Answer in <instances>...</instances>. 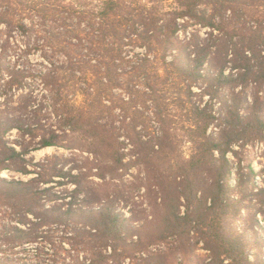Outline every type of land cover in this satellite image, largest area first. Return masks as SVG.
I'll use <instances>...</instances> for the list:
<instances>
[{"label": "trees", "instance_id": "obj_1", "mask_svg": "<svg viewBox=\"0 0 264 264\" xmlns=\"http://www.w3.org/2000/svg\"><path fill=\"white\" fill-rule=\"evenodd\" d=\"M89 1L0 0V264H169L174 249L186 264H264L248 248L252 240L226 228L246 196L264 194V0H174L167 11V0ZM190 26L208 35L183 40ZM39 45L53 53H45L43 69L11 54ZM129 45L145 53L129 54ZM35 78L42 97L29 83ZM137 78L140 89L126 85ZM143 106L155 130L151 120L137 130ZM45 109L56 118L50 129ZM104 116L112 127L102 132ZM181 123L189 158L178 154ZM82 134L95 159L79 167L58 154L27 158L48 147L78 148ZM253 153L263 159L260 169ZM128 154L137 161H126ZM130 163L145 170L138 199L95 187L93 175L106 181ZM6 170L35 176L9 178ZM70 184L75 189L58 187ZM122 202L146 212L143 223ZM170 238L176 244L160 248ZM200 243L202 263L194 256Z\"/></svg>", "mask_w": 264, "mask_h": 264}, {"label": "rangeland", "instance_id": "obj_2", "mask_svg": "<svg viewBox=\"0 0 264 264\" xmlns=\"http://www.w3.org/2000/svg\"><path fill=\"white\" fill-rule=\"evenodd\" d=\"M74 3H76L77 5H79L80 7H82L83 5H88L90 3L89 0H70ZM142 3H146L145 1H140L137 2V5L139 6ZM174 0H167L161 3V8L164 9L165 11L171 9L172 7H174ZM147 10H149V8H146ZM192 25V24H191ZM142 27V25H141ZM207 29L204 28H200V27H196V26H190L189 28H187L186 32L181 31V38L187 39L186 35H189V37L191 36V34L194 33H200L203 37H206L208 34L206 32ZM18 39V38H17ZM18 44L20 43V45L22 44L19 40V42H17ZM22 48V46H20ZM24 48V47H23ZM32 51L28 52V53H24L23 51L21 52L20 49H16L15 52H11V54L13 56H15L16 60H20L24 59L26 61H30V64L32 67H35L37 69H43V64L44 62H46L47 60H45V53L49 51L50 56H53V53L50 50L49 46H43V45H39V46H34L33 48H31ZM127 52L129 54H134L137 53V56L139 55H143L145 53V48L144 47H139V46H134V45H129L127 48ZM62 53H58V56H61ZM57 57V54H56ZM128 78V75L126 76ZM70 86L74 85L75 83H73V81H69ZM29 83L31 85V87L34 89V91L36 92V94H38L39 97H42V84L40 83V80H38V78L35 79H30ZM127 84H131L133 85L136 89H140L141 88V84L139 82V79L137 78V83L136 81L132 82L130 81V79L126 80V85ZM131 86V88L133 87ZM78 88V87H77ZM116 90L118 91L119 94L124 95V96H128L130 90H128V88L123 87V88H116ZM196 91H200V89L198 87H195ZM78 94V93H77ZM1 99V98H0ZM4 98H2L3 101ZM210 99L209 95L205 96V101H208ZM78 105H83L84 101H85V97L83 94L79 93L74 100ZM217 101V100H216ZM221 105L220 102H217L216 105V109L219 108V106ZM87 106V105H86ZM143 112H145V114H137V130L142 131L144 125L149 124L148 121H150V125H151V129L155 130L156 125V120L155 117L152 115L151 111H149V108H146L143 106ZM44 115L45 117L43 119H45V124L47 125V128H49L52 125H56V118L54 116V114L48 109H45L44 111ZM149 112V113H148ZM180 113V111H178ZM99 114V113H96ZM181 114V113H180ZM112 118V117H111ZM111 118H108L107 116H104L103 118H101L100 121V125H102V127L99 129L100 131L104 132L106 129H111L112 127V123L111 121L109 122V119L111 120ZM119 123L116 122L115 126H118ZM148 125L147 127L149 128ZM154 126V127H152ZM119 127V126H118ZM178 130H177V135L179 140L183 141L179 147V151L178 154L181 155V157L183 158H189V156L192 154V145L186 141L185 138V129L182 127V123L177 125ZM50 129V128H49ZM94 128H87L88 131L93 130ZM17 131L15 130L14 133H16ZM117 132V130H116ZM14 137V136H12ZM78 139H77V143L81 144L82 146H77L78 148L75 149H67L64 147H48L45 149H41V150H36L33 151L30 155L27 156L28 159H32L34 162H45V160H47L48 158L52 157L54 154H58V155H63L66 156V160H67V164L68 167L70 166H74V167H79L80 165H83L85 163V161L87 159L90 160H94L95 157L94 155L87 149V143L85 142V135L82 134L81 135H77ZM122 139H124V137H122ZM36 141H39V139H37ZM128 147H131V145H128ZM128 151V149H126ZM138 156V154H137ZM138 159V158H137ZM133 160L134 162L137 161L136 158L134 156H132V154H128L126 157V161H130ZM263 159L259 156L258 153H253V157L251 158V161L253 163V165H255V167L257 169L261 168V163L259 161H262ZM160 162L162 165V168L164 170H167L168 172H170V164H167L164 162V159L160 158ZM131 164V163H130ZM30 169H37L36 166L32 165L30 166ZM125 170L121 169L119 170V172H117L116 174H108L107 175V179L106 181H104L103 179H101L98 175H93L91 177V179H93L95 181V187H99V185H103V188H108L109 191L112 193V191L110 190L111 187L114 188L115 186L118 188V190H125L127 193H132L135 194L136 196L138 195V193L140 192L138 186L141 185V183H143V181H145V170L143 165L139 164V163H134L133 165L131 164L129 166V168H124ZM98 169L95 168L94 171L96 172ZM74 172H79V170H75ZM4 176H7L9 178L15 177V178H20V179H25L28 180L32 177L35 176V174H31V175H24L22 173L19 172H15V171H3L2 173ZM260 184L263 186L264 182L260 181ZM59 189H63L65 187H68L69 190H73L75 189L76 185L74 184H70V185H59L58 186ZM115 189V188H114ZM145 191V188H141V193ZM159 196V194H158ZM138 199V196L136 197ZM160 198V197H159ZM161 199H158V201H160ZM139 201V200H138ZM121 206L124 208V213L128 216H132L133 214L134 216V220L137 221V223H143L145 217H146V212L144 214L138 215L137 214V210L135 209L134 211H131V208L134 206H132L131 204H129L128 206H125L123 204V202L121 203ZM137 208H139V206H137ZM262 208H264V194L263 195H257V196H253V195H248L246 196V198L243 199L242 202H240L237 205V209L238 212L230 217H228V219L226 220L227 222V226L226 228L232 232V233H237L239 235H241V237H243L244 240H252V243L248 244V248L250 250H253L255 252L259 253V256H263L264 257V243H261L260 241H258V237L259 236H263L264 235V214L263 212H258L260 211ZM139 211V210H138ZM170 244L169 245H164L161 244L160 248H164V247H173V244H176L175 239L174 238H170L169 239ZM203 243H200L199 246H197L196 251L194 253V256L196 257V260L199 263H202L205 261L206 259V255H207V251L204 250L202 247ZM173 252L177 255V259H173L172 261H169V264H186L187 262H185L183 260V252L180 250H173ZM252 257L253 254L251 255ZM191 264V263H190Z\"/></svg>", "mask_w": 264, "mask_h": 264}]
</instances>
